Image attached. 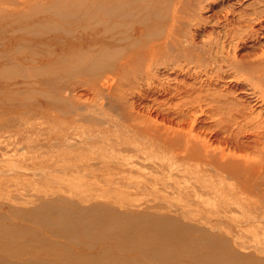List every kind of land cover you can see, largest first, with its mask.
Segmentation results:
<instances>
[{
	"label": "bare ground",
	"instance_id": "bare-ground-1",
	"mask_svg": "<svg viewBox=\"0 0 264 264\" xmlns=\"http://www.w3.org/2000/svg\"><path fill=\"white\" fill-rule=\"evenodd\" d=\"M55 10L37 40L0 31V156L27 149L3 161L51 186L0 188V264H264L243 239L264 235V109L218 88L242 78L264 104V47L236 54L264 39V0Z\"/></svg>",
	"mask_w": 264,
	"mask_h": 264
},
{
	"label": "rangeland",
	"instance_id": "rangeland-1",
	"mask_svg": "<svg viewBox=\"0 0 264 264\" xmlns=\"http://www.w3.org/2000/svg\"><path fill=\"white\" fill-rule=\"evenodd\" d=\"M86 2H89V3H92V2H99V1H103V0H85ZM76 3H77V0H0V16H1V18H0V31L1 30H9L10 28H14L15 27V25H16V27H19V28H21L22 30L21 31H19V32H16V33H10L9 35H10V37L13 39V40H19V38H21V37H26V38H28L29 40H37L38 38H39V35L36 33V32H38V30H39V26H37L38 25V23H37V20L39 19V18H43V17H45L48 13H51V11H56L55 9H58V8H61V7H73V6H75L76 5ZM32 5V6H31ZM11 6V7H10ZM16 7V8H14V7ZM8 7V8H7ZM12 7H13V9H12ZM17 7H19V8H17ZM257 7H259L258 5H253V6H251V7H249V8H247L248 9V11H252V10H254L255 8H257ZM4 10V11H3ZM26 10V15H24V13L22 14L21 12H23V11H25ZM238 13V12H237ZM240 13V12H239ZM7 14V15H6ZM241 15H243V13H240ZM239 15V14H238ZM43 16V17H42ZM52 19V18H51ZM243 20H244V18H242ZM53 20H55V19H53ZM56 21V20H55ZM253 23H254V26L256 27V28H258V26H259V23H261V22H259V20H254L253 21ZM263 25H264V22H263ZM29 27V29H27ZM260 27V26H259ZM215 29V31H219V30H221V28L219 29V28H214ZM30 31H34V33H36V34H30V33H28V32H30ZM222 31V32H221ZM220 31V35H223L222 33L225 31L224 29H222ZM9 37V38H10ZM220 38H221V40H223L224 38H223V36H220ZM260 38L258 37V38H256V40H255V38H253V40H252V38L251 39H247V40H241V41H239L238 42V44L236 45L237 46V52H236V54L237 55H240V54H246V53H249V55L251 54H254V53H258V52H260V48H262L263 49V47H264V39L262 38V39H260L263 43L262 44H259L258 43V41L257 40H259ZM250 41V43L248 44L247 42H249ZM256 41V42H255ZM255 42V43H254ZM253 43V44H252ZM243 44V45H242ZM248 45V47H247V45ZM256 44V45H255ZM241 45V46H240ZM263 45V46H262ZM235 46V45H234ZM234 46L233 47H231V49L233 50V48H234ZM259 46V47H258ZM244 47V48H243ZM246 47V48H245ZM260 49V50H259ZM231 50V51H232ZM244 50V51H243ZM257 50V51H256ZM25 54H27V52H20L19 54H17L16 55V57L18 56V55H25ZM21 56V57H22ZM20 58V57H19ZM18 60H20V59H18ZM235 82V83H234ZM234 82H229V83H225V82H221L220 84H218L219 86H218V88H219V90H226V89H228V90H232L233 91V96H236V97H238L239 99H242V100H244L245 102H247L248 104H249V108L251 109V111H254V113H257L258 111H261V110H263L264 109V104L262 103V102H260L258 99H257V97H256V93H254L253 92V90H251L250 89V87H249V85L244 81V79H236V80H234ZM243 82V83H242ZM229 84V85H228ZM231 86V87H230ZM234 86V87H233ZM248 86V87H247ZM235 87H237V88H235ZM244 88H247V89H245L244 90ZM0 89H3V84H0ZM241 89V90H240ZM244 90V91H243ZM235 91H236V93H235ZM246 91V92H245ZM251 91H252V93H251ZM4 92V91H3ZM3 92H1L0 94V97L2 96H4V94H3ZM240 92V93H239ZM243 92V93H242ZM243 94V95H242ZM253 94H254V96H253ZM249 96V97H248ZM242 97V98H241ZM246 97V98H245ZM252 101V102H251ZM258 106H260V107H258ZM5 107V108H4ZM254 109V110H253ZM0 121H2V120H5L7 117H8V115L6 114V110H7V108H6V106H3V105H0ZM3 114V115H2ZM28 143H31V142H28ZM13 152H14V154H13ZM24 152H26V154L27 155H29V157L31 156V153L30 152H28V150L26 149V150H21L20 152H15V151H12V152H9L5 157L4 156H0V158L2 159V161L4 160V158L5 159H7L8 158V160H10V161H12V160H16V159H24V158H29V157H26L27 155L26 154H24ZM13 154V155H12ZM16 154V155H15ZM21 155H22V157H21ZM24 155V156H23ZM12 156V157H11ZM14 156V157H13ZM20 156V157H19ZM19 157V158H18ZM10 158H12V160L10 159ZM1 159H0V178H1V180H0V188L1 187H3V185L4 184H11V185H19V184H21L20 186H22L23 184V186H25L26 188H29L30 187V190H29V192H28V194H30L29 196L31 197V196H33V194H35L36 193V189H33L32 187H34V185H35V181H37L36 182V186L38 185H40V186H43V187H45V189H48L47 187H51V186H48V185H46V184H44V183H42V174H41V172L40 171H38V170H34V169H30V170H25V172L24 171H15V168H13V167H10L8 164H7V162H5V161H1ZM3 164V165H2ZM7 164V165H6ZM7 166V167H6ZM6 169V170H5ZM17 170V169H16ZM27 172V173H26ZM28 172H31V173H29L28 174ZM33 173H34V177H36V178H34V177H32V175H33ZM35 174H37L38 176H36ZM7 176V177H6ZM10 176H12V177H10ZM16 177V178H14V177ZM17 176H19V177H17ZM21 176H23V177H21ZM31 176V177H30ZM40 176V177H39ZM5 177V179H2V178H4ZM12 178V180L10 181V178ZM27 177V178H26ZM29 177V178H28ZM39 177V178H38ZM9 178V179H8ZM26 178V179H25ZM14 179H16L17 181H18V183H16V181L14 180ZM26 181H25V180ZM3 180V181H2ZM21 180H22V183H21ZM24 180V181H23ZM29 180V181H28ZM15 182V183H14ZM25 182V183H24ZM28 182V183H27ZM33 182H34V184H33ZM4 186H6V185H4ZM68 187H69V189H73V191H76V190H81V189H84V188H79V187H77V185H76V187H74V186H72V185H68L67 186V189H68ZM75 188H76V190H75ZM103 189L104 188H101V187H98V189L97 190H99V191H103ZM85 190H89V189H85ZM28 196V197H29ZM140 197H142V196H138V197H136V200H137V198H139L138 199V202L140 201V199H141V201L142 202H146L147 201V197L146 196H143L144 197V199H146V200H143V197L142 198H140ZM146 197V198H145ZM26 199H28V198H26ZM140 201V202H141ZM177 202L175 203V200H173V201H171V203H170V205H173V207L175 208V207H181V206H183L184 204H182V202L183 201H179V200H176ZM19 202H24L22 199H20V201H18V203ZM137 202V203H138ZM141 202V203H142ZM178 202H181V204H179ZM25 203H19V206L20 207H24L25 205H24ZM27 206V205H26ZM194 218H196V217H193V218H191V217H188V218H186L185 220H184V222H185V224H187V225H189V226H191V227H193L194 229H196V228H199V227H201V228H205L206 230L208 229V230H220V228L219 227H217V226H219L218 224H217V221L216 220H214L213 221V223L211 222V223H202V221H200L199 219H194ZM190 219V220H189ZM187 221V222H186ZM211 224H213V225H211ZM216 224V225H215ZM215 225V226H214ZM218 228V229H217ZM260 235V236H259ZM258 236H254V235H252L251 233H244L243 234V239H245V240H247L248 242H254V238H264V235H262V234H259ZM254 236V237H253ZM253 237V238H252ZM243 252H249L248 250H244Z\"/></svg>",
	"mask_w": 264,
	"mask_h": 264
}]
</instances>
